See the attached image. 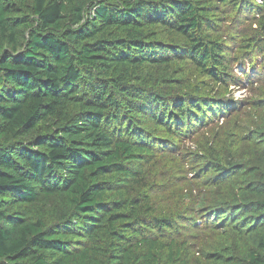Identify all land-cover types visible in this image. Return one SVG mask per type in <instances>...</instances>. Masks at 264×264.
<instances>
[{
    "label": "trees",
    "instance_id": "trees-1",
    "mask_svg": "<svg viewBox=\"0 0 264 264\" xmlns=\"http://www.w3.org/2000/svg\"><path fill=\"white\" fill-rule=\"evenodd\" d=\"M0 264H264V0H0Z\"/></svg>",
    "mask_w": 264,
    "mask_h": 264
},
{
    "label": "rangeland",
    "instance_id": "rangeland-1",
    "mask_svg": "<svg viewBox=\"0 0 264 264\" xmlns=\"http://www.w3.org/2000/svg\"><path fill=\"white\" fill-rule=\"evenodd\" d=\"M241 23H243V26L249 25V22L246 21H242ZM226 24L230 25L231 22H226ZM233 27L236 28V26ZM256 59L258 58L256 57ZM243 64L244 68L242 69V71L248 74L249 80L255 81L256 79L261 78L259 73H261L262 70L260 67L257 66L255 69H253L251 63L249 65L245 63ZM242 71L240 72L239 64H236L233 67V72L239 77H241ZM246 85L247 81L245 82L244 88L230 87V92L225 95V98L228 99L229 105L232 106V109L235 108V102L246 103L247 101H250L252 99V93L248 88H246ZM239 120L245 122L246 118L240 117ZM222 121L223 119L219 118V120H217L215 124L220 126L222 124ZM257 124H259V122H257ZM190 145L191 143L187 142V146L190 147ZM243 145H245L243 149L244 154L253 155L257 151V149H255L252 145H249L248 142L244 143ZM175 167L177 168V171L171 172L170 174L166 173L164 165L152 166L148 170V172L150 173V179H162V188L165 189V192L157 195L159 197L157 198L158 206L162 207L161 209L165 210H170L171 208H174L175 211L183 215V217L193 218L195 217L194 209L198 208L203 203V201H205L204 203L206 205H210V200L213 198V194L210 193L211 188H204V184L202 183V181L197 180L201 179L200 177H192L190 174L183 172L180 164H177ZM183 179L186 181L181 182V180ZM181 230L183 234L191 235L189 237L183 236L182 239L183 241H185L187 247H192L188 249L190 253V258L193 261H198L199 254L197 253V248L202 245H205V240L209 238H207L206 235H195V230H193V228L190 226V223H187L185 221L181 223ZM201 233L207 234L208 232Z\"/></svg>",
    "mask_w": 264,
    "mask_h": 264
}]
</instances>
